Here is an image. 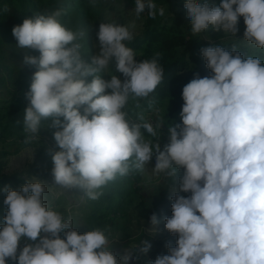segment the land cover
I'll return each mask as SVG.
<instances>
[{
  "label": "clouds",
  "instance_id": "clouds-1",
  "mask_svg": "<svg viewBox=\"0 0 264 264\" xmlns=\"http://www.w3.org/2000/svg\"><path fill=\"white\" fill-rule=\"evenodd\" d=\"M184 7L193 34L211 27L236 35L243 17L244 39L264 48V0H221L218 6L186 0ZM145 9L155 18L153 0H135L137 16ZM158 11L164 15L163 8ZM60 15L57 10L26 18L12 29L19 48L39 52L23 59L37 69L25 93L29 103L23 125L37 133L41 121L51 119L48 126L60 129L53 133L60 149L51 157L55 184L79 188L95 200L101 195L97 189L129 173L130 158L142 171L155 157L157 174L175 177L184 171L170 196L172 215L164 218L166 230L178 236L176 246L166 243L168 254L150 264H264V62L245 58L235 48L202 47L211 75L197 74L183 86L182 123L169 127V142L161 149L142 134L143 128L155 136L152 124L132 122L124 111L130 96L147 97L161 82L157 59H135L124 43L133 39L129 26L100 23V50L88 62L76 42L85 32L66 29ZM113 59L123 81L98 74ZM45 190L40 180L18 190L4 186L0 264H129L139 259L132 252L118 258L102 230L80 234L71 218L45 205ZM150 223H159L155 213ZM23 238L35 243L18 254ZM142 244L146 254L152 245Z\"/></svg>",
  "mask_w": 264,
  "mask_h": 264
},
{
  "label": "rangeland",
  "instance_id": "rangeland-1",
  "mask_svg": "<svg viewBox=\"0 0 264 264\" xmlns=\"http://www.w3.org/2000/svg\"><path fill=\"white\" fill-rule=\"evenodd\" d=\"M50 1L41 0L43 5L48 6L39 5L37 10H33L26 0H0V9H3L6 15L3 22L11 27L10 33H12L13 27L22 24L26 18H34L41 14L47 16L53 13L50 11L52 7L49 5ZM199 2L202 3L203 0H199ZM153 3L157 8L155 18L148 15L147 9L137 16L135 0H87L89 14L84 16L82 21L76 19L73 12L69 21L61 22L58 19L66 29L85 32V36L76 42L82 45L81 56L88 62L100 50L96 36L100 23L129 26L130 31L133 32L131 41L143 37L149 31L151 24H159L160 29L163 28L166 33L171 30V35L184 40L182 46L178 47L174 54L175 60H183L182 63L186 65V69L176 75V84L190 81L197 74L200 76L211 75V70L206 67V61L200 52L202 47L211 46L217 42L236 43L243 40L249 46V51L252 54L259 53L263 49L257 48L244 39L243 34L246 26L243 17L239 18V31L236 35L223 29L214 31L211 27L193 34L191 21L187 17V10L184 7L186 0H153ZM209 3L218 6L221 0H209ZM161 8L164 9L162 16L158 11ZM15 11L19 13L17 14ZM132 25L134 27H131ZM213 33H217L219 38H216ZM131 41H124V43L128 44ZM11 42L13 46H8V59L15 69L13 70V79L0 84V177L31 171L38 156L45 157L52 169V154L60 150L53 136V133L60 129L48 126L51 124V119L42 120L37 133L26 131L23 125L24 110L29 103L25 93L29 90L32 75L37 70L23 64V59L25 54L38 56L39 52L19 48L15 37L11 38ZM235 49L237 50V48ZM157 53L160 54L158 57ZM134 54L137 61L156 58L160 67L164 61L168 63L167 56L160 53V47L156 45L149 47L147 44H143L136 49ZM250 55L247 51L246 58ZM171 60L172 58H170ZM98 74L105 80L110 79L111 75H117L122 81L124 79L121 73L116 72L114 59L110 62L108 69ZM91 80V76L86 78L89 83ZM145 98L130 96L124 111L132 122L151 123L156 135L153 136L142 128L144 139L151 141L152 144L160 143L161 149H163V146L169 142V127L182 123L180 117L184 103L182 94L151 100L147 106H143ZM61 120H63L62 117ZM26 141L28 142L26 143ZM133 160L134 157L130 158V169L127 175H117L112 180L114 182L113 191H115L113 203L116 205L117 213H112L101 220L91 216V206L85 204L89 198L83 190L63 188L55 184L54 178L47 182L35 175L23 174V179L25 182L40 180L44 183L46 190L42 198L45 205L49 209L60 212L65 220L71 218L74 229L80 234L96 229L102 230L108 237L109 250L116 251L115 255L118 258L127 252H132L133 257L139 256V259H132L129 264H150L157 256L168 254L166 243L171 242L173 247L176 246L177 237L168 231H157L150 223V217L160 209V204L169 200L173 191L179 188V178L184 170L181 168L175 177H170L164 173L157 174L154 171L155 157L144 166L142 171L133 166ZM23 184L21 183L16 190ZM181 195L190 196L191 193H181ZM3 201L4 198H0V227L4 224L3 217L7 210ZM171 202L173 201L171 200ZM60 236L64 238V233L61 232ZM146 240L151 243L152 247L144 254L140 249L143 247L142 242ZM29 243L35 242L23 238L20 241L18 254L19 250ZM7 264H14V262L9 260Z\"/></svg>",
  "mask_w": 264,
  "mask_h": 264
},
{
  "label": "trees",
  "instance_id": "trees-1",
  "mask_svg": "<svg viewBox=\"0 0 264 264\" xmlns=\"http://www.w3.org/2000/svg\"><path fill=\"white\" fill-rule=\"evenodd\" d=\"M28 5L32 6L33 10H37L38 6L47 7L42 4L41 0H26ZM52 7L50 8L51 12H55L59 10L61 15L58 17L61 22L69 21L71 19L72 12L75 14L79 21L83 20V17L89 14V10L87 9L88 4L87 0H51L50 4ZM113 10V8H111ZM15 13H19L15 11ZM3 16V17H1ZM5 21L6 15L3 12V9H0V84L4 82L12 81L14 74V67L10 60L8 59V46H13L11 42V38L13 34L10 33V26ZM216 38H219L217 33H213ZM221 35V34H219ZM184 40L179 38L178 36L171 35V30L167 33L164 29H160L159 24H151L149 31L138 39H134L130 43H125V45L136 52V49L140 48L143 44H147V46H158L160 47V53H163L167 56L166 60L168 63L164 61L162 63L161 68L163 69L162 80L155 88L153 92H151L143 102V106H147L148 102L151 100H155L158 98H166L171 96H177L182 94V89L185 84L184 83L176 84V75L178 72H182L186 69V65L183 64V60H175L174 54L178 47L182 46ZM213 47L219 46L223 47L228 51H231L233 48H237V51L241 53L243 57L246 58L247 51L250 56L259 58L262 62H264V48L256 54H252L249 51V46L247 43H244L243 40H239L236 43H221L217 42ZM173 56V57H172ZM170 58L172 60L170 61ZM165 63V64H164ZM29 84V83H28ZM23 174H32L40 178L41 180H46L47 182L52 180L53 176L51 175V166L49 161L44 157L38 156L34 166L31 171L25 172ZM23 174L16 173L13 175H6L0 177V198L6 197V193L3 192V188L5 185L11 186L14 190L21 184L25 183L23 179ZM114 182L108 181L105 185L101 186L96 191L101 193V195L93 200L90 199L85 202L86 205L91 206V216L98 220L109 216L112 213H117L116 205L113 203L114 193L113 191ZM172 202L171 199L164 201L160 204V209L155 213L157 215L159 223L155 226L156 230L159 232L167 231L165 228V217H170L172 215ZM114 254L116 251H113Z\"/></svg>",
  "mask_w": 264,
  "mask_h": 264
},
{
  "label": "built area",
  "instance_id": "built-area-1",
  "mask_svg": "<svg viewBox=\"0 0 264 264\" xmlns=\"http://www.w3.org/2000/svg\"><path fill=\"white\" fill-rule=\"evenodd\" d=\"M177 237V239H178V236H176Z\"/></svg>",
  "mask_w": 264,
  "mask_h": 264
}]
</instances>
